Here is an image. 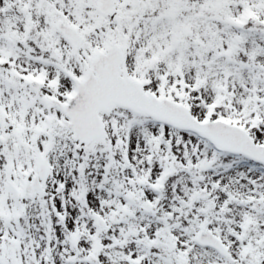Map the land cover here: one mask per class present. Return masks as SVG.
I'll return each mask as SVG.
<instances>
[{"label":"snow or ice","instance_id":"6c2138e0","mask_svg":"<svg viewBox=\"0 0 264 264\" xmlns=\"http://www.w3.org/2000/svg\"><path fill=\"white\" fill-rule=\"evenodd\" d=\"M0 264H264V0H0Z\"/></svg>","mask_w":264,"mask_h":264}]
</instances>
